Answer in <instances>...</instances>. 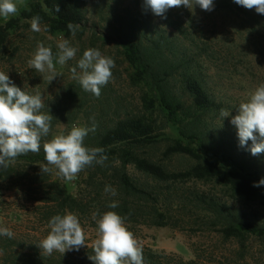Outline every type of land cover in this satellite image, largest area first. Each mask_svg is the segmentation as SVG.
Returning a JSON list of instances; mask_svg holds the SVG:
<instances>
[{"label": "rangeland", "instance_id": "1", "mask_svg": "<svg viewBox=\"0 0 264 264\" xmlns=\"http://www.w3.org/2000/svg\"><path fill=\"white\" fill-rule=\"evenodd\" d=\"M30 1L15 0L18 9ZM81 5L83 33L68 38L77 53L65 65L61 66L55 60L59 51L57 44L63 38L47 34L42 26L41 32H33L31 21L19 22V27L9 32L1 50L0 71L5 72L22 91L30 95L40 94L44 104L41 111L53 117L49 135L42 138L41 146L57 134H67L73 125L91 127L92 118L96 128L103 129L117 120L142 113L140 88L128 80L130 71L122 57L118 38L119 33L133 30L137 35L149 37L155 36V32L164 34L177 56L195 60V71L208 93L222 104L221 109L230 112L228 117L219 115L212 119L210 133L215 139L222 138L227 142L226 148L231 144L236 154L245 158L255 157L250 151L251 141L243 146L240 144L238 130L231 123V118L237 114L239 104L249 98L248 94L264 83V19L253 21L241 10L223 7L219 0H214L212 11H204L199 6L192 9L181 6L169 9L164 17L153 14L145 0H82ZM240 7L254 16L259 14L255 9ZM15 15L7 19L0 17V25ZM38 42L53 52L59 75L50 83L27 63ZM89 48L98 49L115 62L112 78L101 88L98 98L84 91L71 72ZM77 72H80L79 68ZM174 84L176 92L187 102V96L176 82ZM164 147L162 143L141 152L169 171H183L192 164L185 156L165 157ZM258 157L264 164V153ZM17 167V171L30 170L22 163ZM94 171V167H86L72 181L56 175L55 170L50 173L51 180L65 184L72 195L88 205L84 213L74 214L78 216L86 234L85 243L89 245L64 254L54 251L50 256L42 255L38 244L50 231L48 216L54 210L53 205L29 199L32 198L29 194L37 196V193L27 191L24 179H13L16 189H9V182H0V227H6L13 233L11 238L0 235V264H82L85 257L90 256L88 250L97 238V224L92 214L98 213V219L105 210L103 199L115 200L117 196L104 191L106 185L115 189L108 175L103 178L100 173L92 174L98 184H88V178ZM126 171L158 193L156 206L170 224L159 227L141 223L148 211V205L142 204L140 206L145 211L142 217L125 220L128 229L141 242L143 253L151 250L158 255L153 262L143 261V264H180V260H193L195 264H264L263 239L248 236L242 244L223 239L216 231L217 227L208 221L206 206L199 203V195L224 201L226 196L219 186L197 181L154 183L138 174L132 166H128ZM97 192L100 197L95 198ZM132 205L139 203L134 201ZM241 208L256 224L264 223V207L252 205Z\"/></svg>", "mask_w": 264, "mask_h": 264}, {"label": "trees", "instance_id": "2", "mask_svg": "<svg viewBox=\"0 0 264 264\" xmlns=\"http://www.w3.org/2000/svg\"><path fill=\"white\" fill-rule=\"evenodd\" d=\"M228 10H241L245 16L258 21L264 15H252L241 9L234 0H219ZM82 0H32L19 8L16 15L0 25V54L9 32L16 30L21 21H31L33 16H40V25L47 26V34L68 39L71 32L67 24L79 25L76 34L83 33L81 25L84 22ZM59 12H56V7ZM174 25V24H173ZM119 47L124 61L129 68L128 80L140 88L142 113L139 116L123 118L103 129L96 128L84 139V145L89 148L104 149L107 160L103 165L93 164L95 171L90 174L88 184L96 186V173L103 178L107 175L113 180L116 199H103L104 212L115 211L131 221L142 217L145 213L140 206L148 205L144 214L143 224L154 226L170 225L163 212L156 206L158 193L131 177L126 168L134 170L151 179L154 183H173L197 181L219 186L226 200L199 195V203L206 206L208 221L217 227L218 234L223 239H232L242 244L246 237L254 236L264 240V223H255L245 209L252 205L264 207V185L254 187L264 179V164L258 156L243 157L236 154L231 144L226 148L222 138L215 139L209 131L212 119L220 115L222 104L217 103L206 90L202 79L196 73V62L185 56H177L172 51V44L166 35L155 32V36L137 35L130 30L118 34ZM177 76V78H175ZM188 101L175 90V84ZM164 143L165 157L185 156L192 164L183 171H169L163 164L153 161L141 152ZM27 165L30 170L17 171L18 164ZM43 147L38 153H27L18 156L8 168L0 167V182H9L14 186V178L24 179L23 185H28L27 191L37 193L30 196L35 202L51 203L54 215H64L67 212L84 213L87 204L72 195L65 184L51 180L50 174L37 171L39 165L46 164ZM32 185L35 186L34 189ZM32 193V192H31ZM100 197L97 192L95 198ZM118 202V207L110 209L109 203ZM136 201L139 205H132ZM240 206V208L238 207ZM146 207V206H145ZM90 255H94L92 248ZM158 257L151 250L143 253V261L153 262ZM180 264H195L190 260ZM82 264H94L85 257Z\"/></svg>", "mask_w": 264, "mask_h": 264}, {"label": "clouds", "instance_id": "3", "mask_svg": "<svg viewBox=\"0 0 264 264\" xmlns=\"http://www.w3.org/2000/svg\"><path fill=\"white\" fill-rule=\"evenodd\" d=\"M234 2L264 15V0ZM145 4L153 14L161 17H164L169 9L181 6L189 9L199 6L204 11H212L214 8V0H145ZM17 11L18 5L15 0H0V17L7 19ZM55 11L59 12L58 6ZM40 21V16L32 17L33 32L42 31ZM67 28L75 36L79 25L69 22ZM43 30L47 31V26ZM57 48L59 51L55 60L61 66L76 56L77 49L70 45L68 39L61 40ZM27 63L29 68L42 74L49 83L59 75L52 49L43 43H37V48ZM114 67L115 62L111 57L102 55L98 49L89 48L83 52L82 58L71 72L73 79L80 83L84 91L98 98L101 95V88L111 80ZM77 68L80 69L79 73ZM248 95L249 98L239 104L237 114L232 116L231 123L238 130L240 144L243 146L251 141L250 151L256 156L264 153V83L258 85ZM43 107L40 94L30 95L22 91L5 72L0 71V167L8 168L20 155L40 152L42 138L49 135L53 119L50 114L41 111ZM229 115L228 110H220L222 118ZM92 120L91 127L73 125L67 134H57L43 142L47 163L39 165L42 173L50 174L55 170L56 175L72 181L86 167L94 163L104 164L107 156L104 155L103 148H89L84 145L85 137L89 132H95L97 127L94 118ZM260 185H264V179L253 186ZM104 191L112 196L116 195V190L111 185H106ZM108 207L115 209L118 202L112 201ZM97 215L95 212L92 214V219L97 224V238L91 243L94 255H90L89 259L94 261V264H143L142 244L126 226L125 218L115 211H106L99 215L98 219ZM48 227L50 231L38 244L42 255L50 256L54 251L64 254L66 251L79 250L81 246L87 245L85 231L74 213L54 215ZM0 235L11 238L13 233L6 227H0Z\"/></svg>", "mask_w": 264, "mask_h": 264}]
</instances>
